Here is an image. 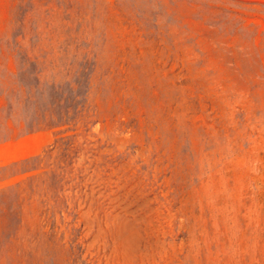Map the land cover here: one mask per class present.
<instances>
[{
	"label": "rangeland",
	"instance_id": "rangeland-1",
	"mask_svg": "<svg viewBox=\"0 0 264 264\" xmlns=\"http://www.w3.org/2000/svg\"><path fill=\"white\" fill-rule=\"evenodd\" d=\"M0 264H264V0H0Z\"/></svg>",
	"mask_w": 264,
	"mask_h": 264
}]
</instances>
